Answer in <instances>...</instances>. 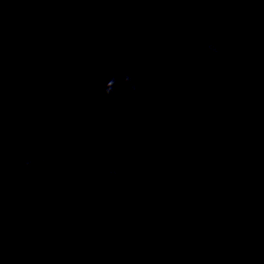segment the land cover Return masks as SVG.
Returning a JSON list of instances; mask_svg holds the SVG:
<instances>
[{
  "label": "water",
  "instance_id": "95a60500",
  "mask_svg": "<svg viewBox=\"0 0 264 264\" xmlns=\"http://www.w3.org/2000/svg\"><path fill=\"white\" fill-rule=\"evenodd\" d=\"M0 264H264V189L136 179L0 123Z\"/></svg>",
  "mask_w": 264,
  "mask_h": 264
},
{
  "label": "clouds",
  "instance_id": "9594fccd",
  "mask_svg": "<svg viewBox=\"0 0 264 264\" xmlns=\"http://www.w3.org/2000/svg\"><path fill=\"white\" fill-rule=\"evenodd\" d=\"M213 51H216V49H213ZM25 163L27 164V161H25Z\"/></svg>",
  "mask_w": 264,
  "mask_h": 264
}]
</instances>
